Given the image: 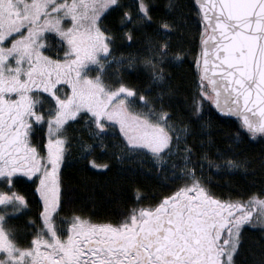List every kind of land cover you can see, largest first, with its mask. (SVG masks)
Listing matches in <instances>:
<instances>
[{"label":"trees","instance_id":"1","mask_svg":"<svg viewBox=\"0 0 264 264\" xmlns=\"http://www.w3.org/2000/svg\"><path fill=\"white\" fill-rule=\"evenodd\" d=\"M149 1L150 22L136 28L138 32H131V23L125 24L127 11L118 5L102 16L100 24L110 41V52L131 56V71L120 72V84L135 95L150 98L170 122L182 124L186 134L179 139L177 151L167 156L166 164L157 166L142 150H120L125 145L116 129L106 127L100 133L103 137L95 138L85 126L86 116L69 123L64 129L67 143L60 171V216L119 223L137 208L193 183L190 175L181 174L190 170L195 173L193 178L220 200L264 196V134H252L239 119L218 115L211 98L204 96L203 100L198 94L200 85L205 84L199 74V38L207 29L194 0ZM170 5L178 11L173 18L168 13ZM191 17H196V25ZM162 21H173L177 29L167 40L174 57L169 61L155 57L153 61L140 50L144 40L163 39L166 34L158 26ZM47 39L51 53L61 49L55 36ZM45 141L44 129H37L33 142L43 146ZM126 149L127 155H123ZM228 161L237 165L224 166ZM17 183L33 185L26 179ZM233 264H264L263 227L245 226Z\"/></svg>","mask_w":264,"mask_h":264},{"label":"flooded vegetation","instance_id":"2","mask_svg":"<svg viewBox=\"0 0 264 264\" xmlns=\"http://www.w3.org/2000/svg\"><path fill=\"white\" fill-rule=\"evenodd\" d=\"M144 11L131 22V32L150 22L148 4ZM162 23L168 22H160L159 31ZM11 44L8 51L0 46V264H233L241 213L229 200L184 190L189 184L119 223L60 216L46 185L34 179L45 175L32 157L31 146L46 144L33 142L37 114L47 101L81 96L74 83L85 77L76 71L98 61L96 41L65 63L52 61L36 42L30 43L34 60L20 61L19 43ZM41 60L48 65L40 66ZM23 179L32 187L17 183Z\"/></svg>","mask_w":264,"mask_h":264},{"label":"rangeland","instance_id":"3","mask_svg":"<svg viewBox=\"0 0 264 264\" xmlns=\"http://www.w3.org/2000/svg\"><path fill=\"white\" fill-rule=\"evenodd\" d=\"M131 2H133L132 7ZM149 2V0L129 2L128 0H0V46L8 51L13 41L18 42L15 51H19L20 55L17 58H20V61L26 62L27 58L34 60L31 51L33 46L52 61L61 63L84 55V50L94 41L98 49L96 53L98 61L85 67L83 64L84 68L76 71L85 77L74 83L81 96L69 98L66 94L61 99L62 104L47 101L39 110L41 114H37L39 128L44 129L46 134V144L42 148L31 146L32 157L35 163L42 165L45 175L37 174L34 179L35 183L46 185L45 191H49L47 194L51 205L58 206L60 201V171L64 164L67 143L64 129L80 116H86L85 126L90 136L102 138L103 135L100 133L106 127L116 129L122 144L125 145L121 146L120 150L125 148L142 150L157 166L166 164L167 156L177 151L179 139L186 134V128L182 124L170 122L150 98L135 95L133 90L120 84V72L131 71V56H118L110 52V41L100 24L102 16L118 5L127 11L123 21L125 20V24L129 26L132 21L143 18L141 14L145 12V6ZM170 8L168 13L173 18L178 11L171 5ZM12 15H15L16 19L12 18ZM191 19L195 25L198 23L196 17ZM161 26V32L166 34L163 35V39L147 40L146 46L141 47L143 49L140 52L144 53L143 57H151L152 60L157 57L169 61L171 56H174L171 55L170 43L167 40L175 35L177 29L173 21L162 23ZM164 28L167 30L165 31ZM50 35L55 36L61 45V49L54 53L50 52L51 47L47 41ZM204 36V34L200 36V42ZM104 47L108 48L106 52L103 50ZM86 61L87 59L84 60L85 63ZM41 65L48 63L41 60ZM208 91V87L203 83L198 88V94L209 100L212 96ZM203 97V100L206 99ZM89 99L92 100V104L87 102ZM98 125L101 126L100 129ZM127 149L122 152L123 155H127ZM84 151L88 152L89 147H85ZM236 165V162L228 161L224 166ZM187 167L188 164L184 165L183 170L185 171ZM181 174H184L183 176L188 174L193 180V183L184 190L193 191L197 188L198 192L211 197L198 180L193 178L195 173L192 170ZM211 198L213 201H219L214 197ZM229 202L231 206H237L236 211L241 213L238 215L241 218V226L264 228V196H252L244 200H229ZM4 226L7 227V232L13 231L10 226ZM244 227L236 233L239 245ZM238 249L239 246L237 251Z\"/></svg>","mask_w":264,"mask_h":264},{"label":"water","instance_id":"4","mask_svg":"<svg viewBox=\"0 0 264 264\" xmlns=\"http://www.w3.org/2000/svg\"><path fill=\"white\" fill-rule=\"evenodd\" d=\"M207 32L200 79L220 116L264 134V0H194Z\"/></svg>","mask_w":264,"mask_h":264}]
</instances>
